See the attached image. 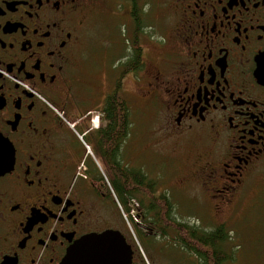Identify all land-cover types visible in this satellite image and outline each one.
Masks as SVG:
<instances>
[{
    "label": "flooded vegetation",
    "instance_id": "af4514ba",
    "mask_svg": "<svg viewBox=\"0 0 264 264\" xmlns=\"http://www.w3.org/2000/svg\"><path fill=\"white\" fill-rule=\"evenodd\" d=\"M107 1L114 0H0V264H60L76 241L106 230L124 237L130 264H149L120 210L134 212L144 242L159 239L148 221L156 176L139 151L127 157L123 132L113 164L150 188L117 191L104 148L107 98L116 90L124 110L127 77L143 81L141 97L160 108L167 140L192 146L187 181L199 187L198 209L264 213V0H155L166 1L170 22L163 71L144 58L148 0H115L130 23L117 68L108 67L109 51L85 57L83 29ZM135 36L143 57L125 73Z\"/></svg>",
    "mask_w": 264,
    "mask_h": 264
},
{
    "label": "rangeland",
    "instance_id": "374dc122",
    "mask_svg": "<svg viewBox=\"0 0 264 264\" xmlns=\"http://www.w3.org/2000/svg\"><path fill=\"white\" fill-rule=\"evenodd\" d=\"M147 2L151 10L147 16V24L151 28L142 37L144 58L146 62L151 61L163 71L162 66L170 61L169 43H165L163 38L170 26L169 19L163 17L161 8V5L164 8L166 1ZM115 4V0L107 1V6L104 2L99 4L82 32L85 57H88V51L94 52L98 58L102 57L104 51H109L110 69L117 68L119 58L127 52L129 44L123 25V22L129 23V20L123 18ZM135 83L142 92H135ZM124 86L132 124L126 148L139 151L141 163L156 176L158 190L164 191L171 198L175 217L188 224L203 225L206 228L222 224L230 237L224 249L231 256V260L225 264H264V213L248 210L217 217L198 209L194 202L203 200L199 187L192 183L188 186L187 181V173L191 167L186 158L192 146L172 139L167 140L160 126V108L148 107L144 101L146 97H141L145 92L142 80L134 82L127 77ZM129 151L126 153L127 157L132 155ZM120 219L126 223L128 237L142 250L149 264H197L191 253L182 250L168 238L159 237L152 245L148 244L144 248L137 236L134 222L130 219L125 221L121 215Z\"/></svg>",
    "mask_w": 264,
    "mask_h": 264
},
{
    "label": "trees",
    "instance_id": "16d2710c",
    "mask_svg": "<svg viewBox=\"0 0 264 264\" xmlns=\"http://www.w3.org/2000/svg\"><path fill=\"white\" fill-rule=\"evenodd\" d=\"M143 14V12H142ZM136 32H144L145 23L143 20L136 24ZM132 49L131 60L125 67V73H129L133 69L134 59L142 58V49L138 47V42L135 38L131 42ZM125 115V125L123 113ZM107 115L109 119V127L104 143V148L109 153L108 170L110 178L117 191H129L132 189L149 190V182H144L143 179L135 176L133 172L125 170L119 171L118 166L113 164V152L115 149L117 137L124 133L127 137L130 131V111L127 101L125 102L124 110L121 106V97L117 96L116 90L107 98ZM158 186V185H157ZM155 214H152V219L148 221L156 222V230L161 238H168L175 243L179 248L191 253L197 260V264H225L231 260V256L226 252L225 245L230 240L229 233L223 225H217L209 230H201L193 224H188L178 220L174 215V207L171 198L157 188L155 201ZM150 217V214H143ZM148 219V218H147ZM139 241L145 248L148 245L143 241L141 232L136 229ZM173 238L174 240H172Z\"/></svg>",
    "mask_w": 264,
    "mask_h": 264
},
{
    "label": "water",
    "instance_id": "95a60500",
    "mask_svg": "<svg viewBox=\"0 0 264 264\" xmlns=\"http://www.w3.org/2000/svg\"><path fill=\"white\" fill-rule=\"evenodd\" d=\"M131 247L115 230L88 234L71 245L60 264H130Z\"/></svg>",
    "mask_w": 264,
    "mask_h": 264
},
{
    "label": "built area",
    "instance_id": "2783aa9c",
    "mask_svg": "<svg viewBox=\"0 0 264 264\" xmlns=\"http://www.w3.org/2000/svg\"><path fill=\"white\" fill-rule=\"evenodd\" d=\"M86 147V146H85ZM86 150L88 151V148L86 147Z\"/></svg>",
    "mask_w": 264,
    "mask_h": 264
}]
</instances>
